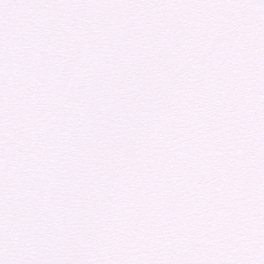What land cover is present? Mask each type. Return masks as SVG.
Wrapping results in <instances>:
<instances>
[{
	"label": "snow or ice",
	"instance_id": "obj_1",
	"mask_svg": "<svg viewBox=\"0 0 264 264\" xmlns=\"http://www.w3.org/2000/svg\"><path fill=\"white\" fill-rule=\"evenodd\" d=\"M0 264H264V0H0Z\"/></svg>",
	"mask_w": 264,
	"mask_h": 264
}]
</instances>
